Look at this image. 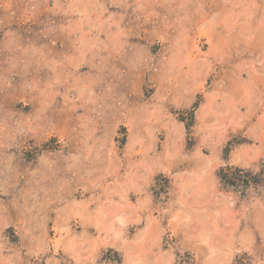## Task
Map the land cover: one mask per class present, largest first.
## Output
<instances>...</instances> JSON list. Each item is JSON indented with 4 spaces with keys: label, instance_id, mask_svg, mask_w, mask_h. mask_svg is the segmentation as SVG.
I'll return each instance as SVG.
<instances>
[{
    "label": "rangeland",
    "instance_id": "obj_1",
    "mask_svg": "<svg viewBox=\"0 0 264 264\" xmlns=\"http://www.w3.org/2000/svg\"><path fill=\"white\" fill-rule=\"evenodd\" d=\"M0 264H264V0H0Z\"/></svg>",
    "mask_w": 264,
    "mask_h": 264
},
{
    "label": "trees",
    "instance_id": "obj_2",
    "mask_svg": "<svg viewBox=\"0 0 264 264\" xmlns=\"http://www.w3.org/2000/svg\"><path fill=\"white\" fill-rule=\"evenodd\" d=\"M239 172H241V170H238ZM247 175H250V174H247ZM244 176V175H243ZM222 178L227 182V183H229V184H232V185H234L235 184V181H232L231 179H230V176L226 173V172H222Z\"/></svg>",
    "mask_w": 264,
    "mask_h": 264
},
{
    "label": "bare ground",
    "instance_id": "obj_3",
    "mask_svg": "<svg viewBox=\"0 0 264 264\" xmlns=\"http://www.w3.org/2000/svg\"><path fill=\"white\" fill-rule=\"evenodd\" d=\"M263 211V210H262Z\"/></svg>",
    "mask_w": 264,
    "mask_h": 264
}]
</instances>
